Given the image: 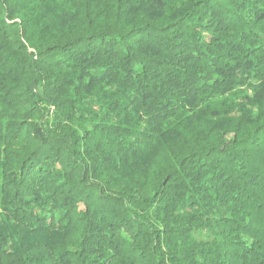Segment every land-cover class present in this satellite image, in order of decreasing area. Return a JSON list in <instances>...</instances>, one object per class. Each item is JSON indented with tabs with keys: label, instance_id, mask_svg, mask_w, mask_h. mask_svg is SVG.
Instances as JSON below:
<instances>
[{
	"label": "trees",
	"instance_id": "trees-1",
	"mask_svg": "<svg viewBox=\"0 0 264 264\" xmlns=\"http://www.w3.org/2000/svg\"><path fill=\"white\" fill-rule=\"evenodd\" d=\"M0 264H264V0H0Z\"/></svg>",
	"mask_w": 264,
	"mask_h": 264
}]
</instances>
